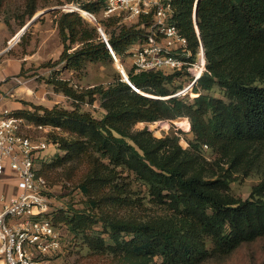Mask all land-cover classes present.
<instances>
[{
	"label": "trees",
	"instance_id": "trees-1",
	"mask_svg": "<svg viewBox=\"0 0 264 264\" xmlns=\"http://www.w3.org/2000/svg\"><path fill=\"white\" fill-rule=\"evenodd\" d=\"M5 1L0 0V11ZM38 1L25 0L28 18ZM196 1L173 0V22L194 52L200 42L204 46L207 69L194 86L197 96L174 95L182 88L176 83L180 71L132 68L128 79L118 76L107 85L79 87L55 75L45 78L76 102L99 99L105 111L100 118L78 104L69 109L24 101L26 107L13 110L15 116L53 128L47 139L64 153L39 164L49 186L51 178H71L65 168L73 163L86 164L77 183L86 206L51 215L55 225L64 223L92 250L111 254L113 264H203L264 238V0H200L197 18ZM61 3L91 13L105 6V0ZM58 13L63 49L43 65L63 63L70 70L114 55L123 64L151 22L148 16L119 24L110 16L103 26L109 32L105 41L80 11ZM215 86L223 97L207 93ZM180 117L191 122L187 147L177 135L158 137L148 126L135 129L138 122ZM252 172L263 178L249 197L232 194V182ZM146 197L160 212L139 215L130 209ZM96 225L102 231H93Z\"/></svg>",
	"mask_w": 264,
	"mask_h": 264
},
{
	"label": "rangeland",
	"instance_id": "rangeland-1",
	"mask_svg": "<svg viewBox=\"0 0 264 264\" xmlns=\"http://www.w3.org/2000/svg\"><path fill=\"white\" fill-rule=\"evenodd\" d=\"M25 4V0H6L0 11V59L29 56L27 61L22 62L21 70L12 77L15 76L23 82L25 94L27 96L29 95L33 99L32 101L37 104H45L48 106L59 105L69 109L74 107L75 104H78L82 110L90 111L98 118L102 117L105 111L101 107L99 99L94 103L76 102L64 93L57 92L51 84L45 81V78L55 75L60 78L70 79L75 86L79 87H89L97 84L107 85L113 82L118 76L123 77L125 74H128L132 69L131 62H129L128 58L123 60L124 70L119 68L113 56V59H107L106 61L90 62L81 70H70L63 64L45 67L43 64L48 61H55L63 49L58 30L56 29L55 15L59 14V10L71 9L69 8L70 4H62L61 0H39L38 9L33 17L39 15L34 20H32L33 17L28 18L25 14ZM83 11L85 12V10ZM92 14L105 32L104 27L106 25L104 22L110 16L105 15L103 8ZM82 15L92 26L97 27L102 38V34L92 19V15L88 12H85V14L82 13ZM118 18L120 19V17ZM23 21L25 23L22 25ZM29 22V26L23 30L24 26ZM118 23L129 24L131 22L120 19ZM54 28L56 29L55 32ZM108 33V31L107 33L105 32L107 37ZM9 67H12V65ZM186 82L187 77L185 75H181L176 81L177 84H182V87L186 85ZM207 93L223 97L219 86H215L211 91H207ZM25 94H21L20 96L25 97ZM188 97L190 98L191 96L188 95ZM184 118L187 117L156 121L153 123L138 122L135 125V129H142L148 126L154 135L158 137L167 133L177 135L179 136L180 144L187 147L193 135L190 120L188 119L187 123V121H184ZM46 153L48 156L47 161H50L54 155L63 154L64 152L56 146L51 145L46 150ZM206 155L212 159L215 157V154L209 149H207ZM39 164L42 166L43 163L40 161ZM78 164L73 163L71 167L65 168V171L71 169L68 172L71 178L64 179V182L58 178L50 179L51 185L49 186L48 192L53 210L67 207L84 208L86 206L87 199L77 187L80 176L86 170V164L84 162ZM58 169L57 172L62 170V168ZM262 178L263 176L258 172H252L246 177L237 178L238 180L236 179L231 184V192L238 197L247 198L253 186ZM130 209H134L139 215H153L160 212V207L149 197L143 198L142 201L137 200L136 205L134 204ZM57 227L62 236L63 248L53 257V264H113L116 261L111 254L94 251L89 248L83 242V238L74 237L64 223L58 224ZM93 231L97 232L102 230L96 225ZM102 236L107 237L104 233ZM203 264H264V238L242 245L225 259L208 260Z\"/></svg>",
	"mask_w": 264,
	"mask_h": 264
},
{
	"label": "built area",
	"instance_id": "built-area-1",
	"mask_svg": "<svg viewBox=\"0 0 264 264\" xmlns=\"http://www.w3.org/2000/svg\"><path fill=\"white\" fill-rule=\"evenodd\" d=\"M173 12V0H105L104 6L105 15L121 20L151 16L143 39L129 49L132 68L136 72L180 71L187 82L174 95L193 98L198 95L194 86L207 69L204 46L200 42L194 52L173 22ZM184 121L188 123V118ZM52 129L15 116L0 105V176L9 170L17 187L12 194L0 195V264H53V257L63 248L51 215L49 185L38 171L39 161L48 160L46 150L54 145L46 136Z\"/></svg>",
	"mask_w": 264,
	"mask_h": 264
},
{
	"label": "crops",
	"instance_id": "crops-1",
	"mask_svg": "<svg viewBox=\"0 0 264 264\" xmlns=\"http://www.w3.org/2000/svg\"><path fill=\"white\" fill-rule=\"evenodd\" d=\"M56 29L54 28V32L56 31ZM28 57L29 56L22 58L10 57L8 59H0V105L8 107L11 110H17L26 107L23 100L35 103L34 101H32L33 99H31L29 95L27 96L25 94V86L23 82L15 76L12 77L15 73H18L21 70V65H23L22 62L27 61ZM10 65H12V67H9ZM21 94H25V97L20 96ZM9 172L10 171L7 170L6 175L0 176V195L2 193L12 194L17 190L16 180L12 177L11 173L9 174Z\"/></svg>",
	"mask_w": 264,
	"mask_h": 264
},
{
	"label": "water",
	"instance_id": "water-1",
	"mask_svg": "<svg viewBox=\"0 0 264 264\" xmlns=\"http://www.w3.org/2000/svg\"><path fill=\"white\" fill-rule=\"evenodd\" d=\"M199 1H200V0H197V1H196V7H195V16H196V18H197V10H198ZM67 6H68V5H67ZM69 6H70V7H69ZM69 6H68V7L71 8V9H69V10H78V11H80L81 13H84V14H85V12H88L90 15H92V17H93L92 19L94 20V22H95L96 25L98 26V28H99V30H100V32H101V34H102L103 39H104L105 41H107V37H106L104 31L102 30L100 24L98 23V21L96 20L95 16H94L91 12L86 11V10H85V12H82V10L78 9V7H76L75 5H69ZM38 15H39V14H38ZM38 15L34 16L32 20H34ZM29 24H30V22L27 23V24L24 26L23 30H25V29L29 26ZM116 61H117V60H116ZM117 63H118L119 68L122 69V65H120V63H119L118 61H117ZM124 77H125V79H128V75H127V74H125Z\"/></svg>",
	"mask_w": 264,
	"mask_h": 264
},
{
	"label": "bare ground",
	"instance_id": "bare-ground-1",
	"mask_svg": "<svg viewBox=\"0 0 264 264\" xmlns=\"http://www.w3.org/2000/svg\"><path fill=\"white\" fill-rule=\"evenodd\" d=\"M78 9H80V8H78ZM80 10H82V9H80ZM82 12H84V11L82 10Z\"/></svg>",
	"mask_w": 264,
	"mask_h": 264
}]
</instances>
